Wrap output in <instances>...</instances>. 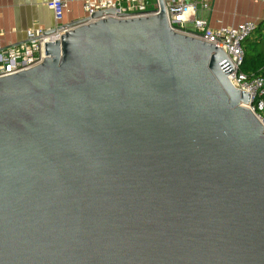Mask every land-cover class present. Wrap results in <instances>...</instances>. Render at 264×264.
<instances>
[{
  "label": "water",
  "instance_id": "1",
  "mask_svg": "<svg viewBox=\"0 0 264 264\" xmlns=\"http://www.w3.org/2000/svg\"><path fill=\"white\" fill-rule=\"evenodd\" d=\"M159 3L69 22L0 78V264H264V130L237 61Z\"/></svg>",
  "mask_w": 264,
  "mask_h": 264
},
{
  "label": "built area",
  "instance_id": "2",
  "mask_svg": "<svg viewBox=\"0 0 264 264\" xmlns=\"http://www.w3.org/2000/svg\"><path fill=\"white\" fill-rule=\"evenodd\" d=\"M255 3L264 0H251ZM166 19L172 30L193 36L203 42L221 48L235 69L228 73V80L238 90L249 94L244 104L264 130V77L256 73H244L240 66L244 58L243 42L255 30L257 23L245 20L237 25L211 28L206 20L197 16V4L208 9V0H162ZM47 6L54 18L49 29L36 28L27 33V40L13 45L0 44V78L19 73L39 65L45 58L44 43L59 39L66 31L62 23L67 7L65 0H49ZM85 17L97 11L113 9L128 16L156 15L160 10L159 0H83ZM47 35L44 32L50 31Z\"/></svg>",
  "mask_w": 264,
  "mask_h": 264
},
{
  "label": "crops",
  "instance_id": "3",
  "mask_svg": "<svg viewBox=\"0 0 264 264\" xmlns=\"http://www.w3.org/2000/svg\"><path fill=\"white\" fill-rule=\"evenodd\" d=\"M49 0H0V44L13 45L27 40L31 29H49L55 24L47 6ZM67 7L62 23L68 24L86 16L83 0H65ZM209 8L197 4V16L211 28L237 25L245 20L264 21V3L251 0H208Z\"/></svg>",
  "mask_w": 264,
  "mask_h": 264
},
{
  "label": "trees",
  "instance_id": "4",
  "mask_svg": "<svg viewBox=\"0 0 264 264\" xmlns=\"http://www.w3.org/2000/svg\"><path fill=\"white\" fill-rule=\"evenodd\" d=\"M244 58L240 70L264 77V21L257 24L252 34L243 42Z\"/></svg>",
  "mask_w": 264,
  "mask_h": 264
}]
</instances>
